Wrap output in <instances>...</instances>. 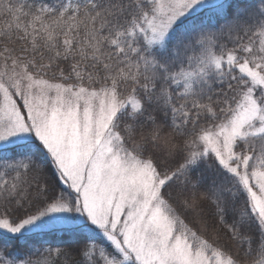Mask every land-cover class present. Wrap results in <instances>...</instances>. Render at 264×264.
<instances>
[{"label":"snow or ice","instance_id":"1","mask_svg":"<svg viewBox=\"0 0 264 264\" xmlns=\"http://www.w3.org/2000/svg\"><path fill=\"white\" fill-rule=\"evenodd\" d=\"M0 264H264V0H0Z\"/></svg>","mask_w":264,"mask_h":264}]
</instances>
